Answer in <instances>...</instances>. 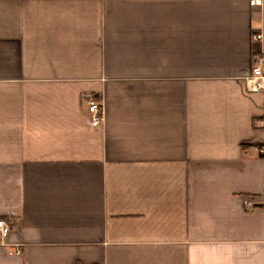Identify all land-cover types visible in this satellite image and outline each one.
Instances as JSON below:
<instances>
[{"label":"crops","instance_id":"1","mask_svg":"<svg viewBox=\"0 0 264 264\" xmlns=\"http://www.w3.org/2000/svg\"><path fill=\"white\" fill-rule=\"evenodd\" d=\"M263 27L249 0H0V264H264Z\"/></svg>","mask_w":264,"mask_h":264},{"label":"built area","instance_id":"2","mask_svg":"<svg viewBox=\"0 0 264 264\" xmlns=\"http://www.w3.org/2000/svg\"><path fill=\"white\" fill-rule=\"evenodd\" d=\"M252 7H259L264 12V0H249ZM252 41L260 44V49L253 55L252 64V82L255 90H264V27L261 31L255 32L252 35ZM84 103L87 111L91 115V122L94 127L101 126L104 120V109L101 99L94 95H87L84 98ZM264 151V150H263ZM248 208L253 207V203L245 201ZM11 232V226L5 220L0 219V235L7 238ZM21 248H14L9 251V254H21Z\"/></svg>","mask_w":264,"mask_h":264}]
</instances>
